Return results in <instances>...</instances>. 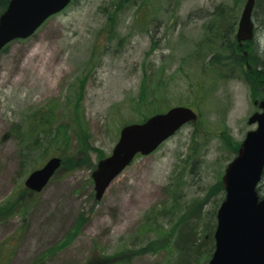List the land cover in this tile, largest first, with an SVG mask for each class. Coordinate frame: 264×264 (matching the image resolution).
<instances>
[{"label": "rangeland", "instance_id": "obj_1", "mask_svg": "<svg viewBox=\"0 0 264 264\" xmlns=\"http://www.w3.org/2000/svg\"><path fill=\"white\" fill-rule=\"evenodd\" d=\"M111 1L73 0L31 36L11 41L0 52V205L18 194L26 198L19 190L24 180L49 157L81 163L73 171L60 167L24 217L18 212L10 217L8 207L2 208L9 216L0 221V264H83L96 244L106 253L130 249L134 241L144 245L138 229L152 209L173 207L171 226L179 215L198 219L215 213L223 196L215 184L235 156L226 144L237 147L255 128L247 119L257 111L254 98L263 93H255L245 76L211 82L205 93L195 83L197 53L202 57L211 42L215 48L216 35L223 32L215 9L234 8L222 20L229 30L234 25L235 34L245 0L237 9L235 0H146L140 12L133 6L121 12L110 29L103 8ZM252 42L263 55L264 31L257 29ZM248 45L240 51L254 53ZM247 63L251 71L257 64ZM146 77L152 79L147 86ZM203 77L210 79L211 73L207 70ZM142 80L149 102L155 92L163 111L189 105L198 118L151 154L137 156L96 201L91 180L95 164L111 153L122 126L137 123L151 109L150 104L137 105ZM74 102L79 115L72 123ZM50 108L53 127L72 123L70 129L80 132L81 125L88 145L99 150L88 151L85 165L77 153L80 134L75 131L68 148L41 142L30 160L22 157L15 127L26 129L31 114ZM260 186L264 193V180ZM78 222L77 235L65 249L44 255ZM7 250L11 255L3 262ZM172 259L160 250L141 253L126 264H167Z\"/></svg>", "mask_w": 264, "mask_h": 264}, {"label": "water", "instance_id": "obj_2", "mask_svg": "<svg viewBox=\"0 0 264 264\" xmlns=\"http://www.w3.org/2000/svg\"><path fill=\"white\" fill-rule=\"evenodd\" d=\"M71 0H9L0 14V51L15 39H25L50 16L59 13ZM255 0H246L235 33L236 41L254 35L252 11ZM260 112L248 118L255 129L246 132L235 157L224 169L221 182L224 198L216 210L214 249L207 264H264V196L257 187L264 170V98L257 102ZM197 114L189 107L175 106L132 123L119 130L111 153L98 160L91 173L95 200H100L109 184L139 155H148L180 127L194 122ZM61 165L60 157L49 158L32 171L24 185L40 192Z\"/></svg>", "mask_w": 264, "mask_h": 264}, {"label": "trees", "instance_id": "obj_3", "mask_svg": "<svg viewBox=\"0 0 264 264\" xmlns=\"http://www.w3.org/2000/svg\"><path fill=\"white\" fill-rule=\"evenodd\" d=\"M145 1L146 0H112L109 2L107 8H103V11H107V26L112 29L113 25L115 26L116 20L121 12L129 6H133V8L136 7V13L142 11ZM242 1L243 0H235L233 4L234 7L236 9L239 8ZM8 2L9 0H0V12L6 8ZM233 9L234 8H222L221 6L215 9L217 16L221 17L220 24L223 25L224 28L220 36L216 35V37L219 38V42L216 44V47H212L214 45L212 44L213 42H211V44H205L207 47L205 54L201 57L197 53L195 57L200 61L199 75L197 76V79H195L197 91L202 90L205 93V89L208 90L211 82L214 84L220 79L238 77L236 76L237 74H242L246 77L248 84L251 86L252 90L254 88L256 93V88L258 87L255 86H257L258 83L260 84L261 80L264 79V69L259 71L253 69L252 71H249L244 67V64L246 62H250L251 60H253L254 63H257L256 65H264V61L261 59L259 60V58H257L253 53L250 54L249 52L247 56H243L235 40L234 25L232 26V30H229V28L226 27L224 22L228 17L226 10ZM252 18L255 21V32L257 29L264 31V0H255ZM109 34L112 36L111 32ZM248 44L249 48L253 47L252 42L251 44L248 42ZM207 70L211 73L210 79H205L203 77ZM151 80L152 79H149V77L145 78L146 86ZM141 85L142 87L138 92L137 105L140 107L144 103L145 105L150 104L151 109H148L147 107V110H145L146 113L144 112L138 122L146 119L154 113L162 112L165 109L164 106L160 105V99L156 98L155 92L152 94L149 102L147 90L143 80L141 81ZM72 93L76 99L79 98L77 90L73 89ZM67 101H70V99H67ZM73 104V113L75 114L72 117V123L76 116L79 115L78 104L76 102ZM50 109L38 114L36 112L31 114L28 117L29 120L26 129H23L18 125L15 127L17 130L15 134L18 138L19 144L22 145L21 152L23 153L22 157L24 159L30 160L31 152L35 147H38L41 142H47L48 147L58 146L61 148H68L71 132H77L75 128L70 129L72 123H62L53 127L52 122L54 113L53 110ZM78 127L80 132L77 133H79L80 136L78 135L79 141L77 153L78 155H80V153L82 154V161L85 165V163H88V151H90V149L93 151L99 150L91 148L88 145V136L85 130L81 127V125H78ZM227 141L228 140L226 139V142ZM226 146L230 147L232 151L236 153L238 144L236 145L237 147H232L230 144H226ZM48 151L45 153L43 152V155H47ZM100 157L102 156L100 155ZM80 165L81 163L78 159L75 160L71 157H65L62 159V168H65L67 171L76 170ZM263 180L264 172L262 174V181ZM215 186V191H220V193L223 194L221 181H218ZM19 190H21L22 194H27V197L25 198L24 196V198H22L18 194V197H15V200L6 201L3 205H0V221L9 216L8 212H6L7 209L5 210L2 208L8 207L10 217L12 215L11 213L14 212H18V214H21V216L24 217L27 215L28 211H30L31 206L35 201L34 197L36 194L32 195L24 188H20ZM261 191L263 192L262 187L259 186L258 192L261 193ZM175 198L176 199L174 200H177V197ZM175 214L176 212L173 207L170 208V206L168 208H155L150 210L145 214L144 218H142L143 224L139 227L137 234L138 238L142 239L140 242H143V240L147 241L144 245L140 246L137 241H134L135 245H132V248L130 249H120L113 253H106L104 249H100L96 244L93 246L90 256L83 264H126L141 253H155L160 250H166L170 257L173 258L170 262H167V264H206L211 257L214 246L212 235L215 227V213L211 212L210 214H206L203 218L202 214H200L198 219L191 215H179L176 221L173 220L174 222L171 226L170 224ZM80 220H82L83 224V219L80 218ZM165 224L170 227L169 230L162 229V225L164 226ZM78 225H80V222L77 223V228L70 230L60 243L45 252L44 255L48 254L50 256L62 249H65L77 235ZM150 234H155V238L150 239ZM135 239L137 240V238ZM8 253L11 255V252L7 250L3 255V262L9 259V257L6 258Z\"/></svg>", "mask_w": 264, "mask_h": 264}, {"label": "flooded vegetation", "instance_id": "obj_4", "mask_svg": "<svg viewBox=\"0 0 264 264\" xmlns=\"http://www.w3.org/2000/svg\"><path fill=\"white\" fill-rule=\"evenodd\" d=\"M245 44H247V43H245ZM254 47V46H253ZM253 47H251V50L254 52L253 54L257 57V58H259V59H261L262 61H264V53H263V55L262 54H260V53H258V52H255V50H254V48ZM242 51V50H241ZM262 58H261V57ZM255 69H256V71L258 70H262V69H264V65H262V64H258V65H256L255 64V67H254ZM257 91L258 90H262L261 92L263 93V95L260 97V98H258V99H255V100H257V101H260L261 99H263L264 98V79L263 80H261V82H260V84L258 83L257 84ZM261 87V88H260ZM261 95V94H260ZM254 102V101H253ZM254 104V103H253ZM254 106L256 107V109H257V111L259 110V108H258V105H256V104H254Z\"/></svg>", "mask_w": 264, "mask_h": 264}]
</instances>
